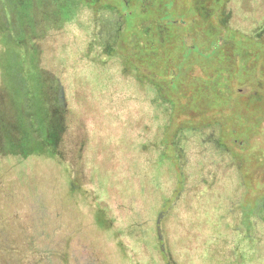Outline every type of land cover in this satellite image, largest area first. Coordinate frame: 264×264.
<instances>
[{"label":"rangeland","instance_id":"374dc122","mask_svg":"<svg viewBox=\"0 0 264 264\" xmlns=\"http://www.w3.org/2000/svg\"><path fill=\"white\" fill-rule=\"evenodd\" d=\"M12 1L17 7L13 6ZM12 1L8 8V2L0 0V25L8 32V41L15 48L14 61L9 64L8 70L10 68L13 79L18 82L25 114L35 125L34 134L46 142V147L52 153L56 152L62 157L53 158L50 154V159L44 153L36 160V166L24 174V180H13V170L3 168L0 178V264H71L72 258L75 264H165L162 260L157 261L155 250L129 238L125 220L126 215L134 209L148 211L158 199L152 192L168 196V189L172 186L171 189H176L174 196H177L181 189L178 178L181 177L182 168L185 175H189L187 183L190 184L189 188L185 184L184 189L190 192L185 199L182 197L181 201H177L176 210H170V217L167 216L161 223L163 234L166 238L171 237L177 254H181L182 249L196 251L206 226L214 224L209 215L216 208L214 204L224 207L222 218L227 217V221L229 213L239 218L238 223L254 221L256 226L251 233L255 232L261 241L259 245L264 244V222L258 219L264 218V210L257 209L258 205L264 206V44L260 49L250 44L239 49L232 63L230 61L235 75L224 84L219 77L220 83L214 92L211 90L214 104L206 107L197 105L194 111L189 112L176 111V108L189 103L191 95H197L199 84L211 86L217 74L225 76L223 72L228 67L226 59L220 61L218 56L200 57V62L194 53H190L187 60L184 58L185 49L194 44L193 38H197L198 45L204 42L201 36H204L207 28L198 21L202 11L194 8L193 0H81L84 13L69 21L55 11L60 8V3L65 4V0ZM19 3H23L22 9ZM206 5L210 6V3ZM175 9L177 13L172 19L175 28L167 36L166 42L156 44L157 58L150 54L149 59L143 60L139 55H134L138 52V45L132 43L129 37L137 32L135 26H140L148 18L152 19V26L160 25L159 22L165 26L169 17L160 18V12L173 15ZM101 18L110 20L113 25L120 24V28L125 30L120 34V42L114 44L115 50L129 57L128 60L142 62L139 65L141 70L128 71L129 81L125 87L119 84L118 77H115L114 85L109 83L105 68L96 69L93 74L75 69L67 73L57 64L59 60L53 57L61 56L60 59L68 64V56L79 51L74 47L79 48L82 40L98 41L99 38L102 43L109 40L104 30H108L106 26L109 24L101 20L97 25ZM18 19L20 26H17ZM18 38L22 39L17 41ZM2 43L0 56H3L4 50ZM211 43L212 39H208L200 50L204 51L206 46L211 48ZM24 44L33 47L36 44L47 49L46 58L43 56V61L34 67L19 65L26 52ZM72 44H75L74 47ZM219 44L224 45L225 41L222 39ZM98 49L100 51L101 47ZM35 51L40 53L39 49ZM233 52L235 54L236 51ZM106 57L101 55L99 60ZM79 58L81 56L75 60L71 55L75 64L82 65L85 60ZM128 60L126 58L124 61ZM126 64L130 66L129 62ZM117 70L116 75H119V68ZM60 72L67 75L62 78V83L63 80L67 81L66 90L59 89L56 84L58 81L55 77ZM112 73L115 74V71L112 70ZM6 74V70L1 68L0 118L12 125L14 110L13 104L9 103L11 95L8 99L5 89ZM80 76H83L81 80ZM149 78L155 82L163 81L162 93L175 101L174 115L165 136L152 123L151 117L149 119V116L143 115V111L151 107L146 96L151 86ZM171 78H174L172 88H167ZM84 79L91 82V88L95 91L88 89L89 104L92 106L89 109L86 101H75L70 97L75 101L74 105L81 106L75 108L81 117L74 119L78 126L72 131V118L70 115L64 116L68 130L62 135L59 128V122H62L60 110L52 115L50 106L63 107L58 101V91L64 90L67 94L71 91L76 96L86 94L80 83L89 86L83 83ZM136 80L144 84L140 86ZM180 88L187 89L188 97L179 94ZM113 89H116L115 94ZM137 90L143 92L146 104H140L137 100ZM110 93L113 95L110 96ZM45 94L48 98L46 104L41 106L47 113H43L45 120H42L36 109L34 112V107L38 106V102H45V97L41 100ZM239 115L240 119L237 117ZM148 119L151 126L145 130L143 126L148 125ZM41 121L45 122L44 127ZM186 125L196 129L193 128V135L188 137L190 143L185 153L177 159L172 151L171 136L179 127ZM87 126L90 133L81 147ZM78 146L82 149H78ZM157 149L165 154L160 167L155 165L158 161ZM99 150L104 156L102 159L98 155ZM139 155L144 156L141 160L145 162L143 171L146 168V173L152 169L156 171L151 183L145 179L142 184L136 183L139 177L135 176L137 172L134 174L131 164L134 165L136 158L140 159ZM143 171H139V174L143 175ZM190 173L198 174L196 181L190 178L194 176ZM71 185L76 186V193L72 195ZM191 191L196 193L191 194ZM236 203L239 204L236 211L228 210ZM153 209L152 215L157 208ZM219 218L220 214L217 215ZM38 224L48 226V229H43L44 236L49 234L48 239L37 234ZM139 226V223H133V234H140ZM35 245L38 246L36 250L49 247L48 251L53 254L51 261L30 252ZM251 245L252 242L246 241L242 249L248 250ZM173 258L177 260L176 256ZM185 264L198 262L193 260Z\"/></svg>","mask_w":264,"mask_h":264},{"label":"trees","instance_id":"16d2710c","mask_svg":"<svg viewBox=\"0 0 264 264\" xmlns=\"http://www.w3.org/2000/svg\"><path fill=\"white\" fill-rule=\"evenodd\" d=\"M193 1H194L193 2L194 8L196 10L202 11V13H200L201 19H199L198 21H201L203 25H207V28L204 30L203 33L204 36H201V38L204 41L202 43L204 44V46L202 44L198 45L197 38L196 37L193 38L192 41L194 44L190 45L189 48L185 49L184 58H186L187 60L188 55L190 53H194V56L196 54L195 57L196 59H199L200 62V57L213 58L215 56H218L217 58H219L220 61L224 58L226 59L228 67L224 69L223 73H226L225 76H223V74L222 75L217 74V78L216 79L213 78V80L215 79V82L213 81V84L211 86L209 84L205 86L204 84H199L197 87L199 91L197 95L196 96L195 94L191 95L189 99V103H187L186 106L181 105V107L176 108V111L180 110L182 112L194 111L197 105L206 107L211 105L212 103L214 104L213 101L214 96L211 95V90L212 92H214L216 85L220 83L218 80L219 77L221 83L224 84L228 80L232 79L233 74L235 75L234 72L235 70L234 71L232 70L231 63L233 61V57H235V55H238L239 49L242 47L244 48L246 44H250L257 49H260L262 48V44H264V0H193ZM208 2L210 3V6L206 5V3L208 4ZM65 4L60 3V8L55 11H57L59 15L61 16L63 15V17H65L68 21L72 19L73 20L77 19L82 16V13H84L83 6H81L82 5L81 0H65ZM174 12L175 14L173 15L169 13L165 14L160 12V18L162 17L163 19L169 17V22L165 23V26H161V22H159L160 25L152 26L153 21L152 19L149 18L143 21V23L141 22L140 26H135L137 32H133L132 36L129 37V40L132 41V43L138 45V52L135 53L134 55H139L143 60L144 58L149 59L150 54L153 57L157 58L156 44H162L166 42L167 36L171 34V31H173V29L175 28L174 24L172 23L173 21L172 19L177 13L176 9L174 10ZM101 20L102 18L98 20L97 25H100ZM103 21L109 24V26H106L108 30L105 29L103 26L104 30L107 32L109 40L102 43L99 38L98 41L97 40L90 41L85 39L81 41L83 42V44H81L79 48H75L74 47L75 44H72L74 49H78L79 51L70 53V55L68 56L69 58L68 64L65 63L64 60L60 59L61 56H56V55L54 56L53 54L52 55L55 59L59 60L60 63L57 64L60 65L63 69H65L67 73L70 71V69H75L80 72L90 71L93 74V72L96 69L102 67L103 69L105 68V71H107L105 73L108 76L109 83L113 84V82L115 81V77H118L120 81L119 84L125 87V85H127V82L129 81L128 71L141 70V66L139 65H142V62H135V60H128L129 57L121 53H118L115 50V47L113 46L116 42H120L119 39L120 34H123L125 30L120 28V24L113 25L109 22L110 20H106L105 18L102 20V22ZM146 22H150V24L144 25V23ZM22 38H18L17 41ZM208 39L210 40L212 39L211 48L206 46L204 51L200 50L201 47H205L206 45L205 43L208 42ZM222 39L225 41L224 45L219 44ZM8 40H10L8 32L6 31L4 26L0 25V42L1 43L3 42L2 44L4 46L3 47L4 50L2 52L3 56H0V69L4 68L7 72V74L5 75V78H7L5 89L7 90L8 93V99L9 96L11 95V102L9 101L8 102L11 105L13 104L12 108L14 110V114H12V121L14 123L12 125L10 123L8 125L6 119L2 120L0 118V178L1 175H3V168L9 167L14 172L13 180L18 181V180H24V174L29 170H31V168L33 169L34 166H36L35 165L36 160L44 153L48 155V157L50 156V154H52L53 158L54 157L61 158L62 156L60 154H57L56 152L52 153L46 147V142L44 143V141H42V139H40L39 136L34 134L33 130L35 125L30 120V117L26 116L25 114L26 111L24 110L22 105L23 100L19 90L18 82L16 79H13L14 78L12 76L13 73L11 72L10 68L8 70L9 64H11L14 61L13 56L15 51L14 46L10 45ZM36 46L37 49H39L40 51V53L38 54L35 51L37 50L35 49ZM100 47L101 50L99 51L98 48ZM23 48L26 50V52L24 58L20 59L19 61V65L21 64L23 67L26 66L34 67L35 64H39L43 61V56L45 57V55H47V49L40 47V45L35 44L33 47L31 45L24 44ZM233 50L236 51L235 54ZM71 55L75 60L76 57L81 56V58L79 59L80 60L84 59L85 60L84 63H82V65L75 64V60H71ZM101 55L104 56L106 55L109 58L106 57L107 59L103 58L99 60V57ZM126 58L128 60L127 62L130 63V66L126 64L127 62L124 61ZM117 68H119V75H116L118 72ZM112 70L115 71V74L112 73ZM66 76L67 75H64L62 72L56 75L55 77L56 82L58 81L56 84L59 89L60 88H65V90L67 89V85H66L67 81L63 80L62 83V78H65ZM82 77L83 76H80L79 80H81ZM130 77L133 76L131 75ZM177 77L178 76L174 78ZM173 79L171 78L168 81L167 88H172ZM83 81H84L83 83L89 85V86H85L80 81L81 88L85 91L86 94H81V96L80 94H78L76 96L75 94H73L74 92L71 93V91L68 94L66 92L64 93L63 92L64 90L58 91V95H59L58 101L63 105V107L57 108V106H50L49 111L50 113L52 111V115L53 114L55 115L54 112L56 110L58 109L60 110V119L62 122L61 123L59 122L60 125L59 128L62 135L66 132V130H68L67 124L64 123V116L70 115V117L72 118L74 122L72 131L76 126H78V124H75L76 120L74 119L81 116L76 113L75 108L76 106L77 108L78 106L79 107L81 106L78 104L74 105L73 103L76 100H81L82 102L86 101L87 103L85 104H89V101H91L88 97V89L90 92L94 91L91 88V82L89 81L86 82V79H84ZM136 81L140 86L144 84L143 81L140 80H136ZM149 82H151V86L149 87V92L148 94H146V96L147 98H149L151 107L147 108L146 111H143V115L146 114L147 117L149 116V119L151 117L152 123L156 124L157 128L163 131L162 133L163 136H165L166 128L171 123L172 116L174 115L173 111L175 109L174 108L175 101L166 98L164 93H162V90L164 88L163 81H162L163 85L161 82L159 81L155 82L153 79L150 78H149ZM8 88L10 89V93ZM186 90L187 89L180 88L178 92L182 96L188 97L187 96L188 93ZM115 91L116 89H113L114 94ZM136 94H137V100H139L140 104H146L143 99V92L137 90ZM111 95H113V93H110V96ZM46 96L47 94L41 97V100L42 98L45 97L43 99V101H45L44 103L38 102V106L34 107V112L36 109V112L38 111V114L41 115L40 117L42 118V120H45L43 113L46 112V110L41 106V104H46L47 101L46 99L48 98ZM70 97L73 98L75 101L71 100ZM132 102L135 101L133 100ZM253 102H255V97L253 99ZM65 103H68L66 104L67 107ZM91 106L92 104L88 105L89 109L91 108ZM84 108L87 109L86 106H84ZM237 117L238 119H240V115ZM86 119L89 121L92 120L91 118H86ZM149 119H148V125L143 126L145 130H147V128L150 129L151 123ZM164 122H167L168 124H165ZM41 123L44 127L45 122L41 121ZM207 126L210 127L209 124ZM128 127L130 129V124ZM193 128L196 129L195 127H191V125L181 126L176 131H174L173 135L171 136L172 138L171 143L173 146L172 151L177 159H180V156L183 153H185L184 150L187 144L190 143L188 137H190V135H193L194 132ZM129 129L128 132L130 131ZM89 133H90L89 126H87L84 132L83 145H80L81 147H83L84 144L86 143ZM156 134L160 136L159 133ZM154 136L156 135L154 134ZM62 142L64 143V139L62 140ZM81 147H79L78 149H82ZM143 148H145V146H143ZM155 151L157 155L156 158H158L157 164L155 163V165L157 167H160L165 159V154L164 151H160V149H157ZM179 151H181L180 154ZM98 152L100 153L98 154L100 159H102L104 156L101 155V150H99ZM137 154L138 152L136 151V157H138ZM116 155L117 156L119 155L118 147L116 149ZM139 158L140 159L136 158V160L133 161L134 165L131 164L134 170V174L135 172H137L135 176L138 175L137 177H139V179L137 178L136 183H138V185L139 183L142 184V180L144 179L150 183L153 182L155 179L154 175L156 171L150 169L151 171L146 173L145 170L147 168L143 171L142 167L145 165V162L141 160L144 159V156L139 155ZM173 163H175V161ZM183 170L184 168H182V172H180L181 177L178 178L180 182L179 185H181V189L178 191L177 196H174L176 194V189L175 188L171 189L172 186L168 189L169 190L168 196H164L162 193L160 195L157 194L156 192L155 193L152 192V195L157 196L158 199L154 201L153 205H150V208L148 209L147 212L145 210L139 211L138 209L136 210L134 209L130 212V214L126 215L125 223H126V227L129 229L128 231L129 233L127 234L129 235V238L134 240L137 244L140 243L146 244L148 247L155 250L156 253L155 257L157 261L162 260L165 264H182V263L185 264L193 260H196L198 264H264V244L259 245V242L261 241L257 238L255 232L251 233V231L254 229V226H256V223L254 221L246 222V224L244 222L238 223L239 218L238 219L234 218L232 213H229L230 215L227 221V217H226L227 212L225 216L226 218H222V209L224 207L221 204H214L216 205V208H214V210L212 211L216 215H214L213 213L209 214L210 218L214 221V224L206 226V231L204 229L205 231L204 236L203 238H200V240L198 241L196 251H191V250L185 251V249H182V251H180L181 254H177L174 251L171 237L170 236L169 238L165 237V235L162 232L161 223L163 219L167 218L168 212H170V210H172L173 208L174 210H176L178 206L177 201L178 200L181 201L182 197L185 199L186 196H188V193L190 192L189 189H187V191L184 189L185 184L187 187L190 184L187 183L189 181V175L188 174L185 175V172ZM139 171H143L144 174L140 175ZM191 174L194 173H190V175ZM197 175L196 174H194V176L191 175L190 178L196 181ZM195 181L193 182V184L195 183ZM131 187L135 188L134 186ZM75 188L76 186H72V185L70 186L71 195L76 193ZM141 189L142 188H140V191ZM195 193L196 192L191 191V194H195ZM175 199H176V206L174 205ZM197 199H201V198H197ZM236 205L238 206L239 204L236 203L235 206H233L228 210L235 209L236 211L237 210ZM154 207L157 209L155 214L152 215L151 213L154 211L153 209ZM257 209L264 210V206L258 205ZM253 213H255V211ZM218 214H220L221 217L219 219H217ZM234 216H235V212H234ZM237 217L239 216L237 215ZM258 219L264 222V218L262 219L258 218ZM234 220H236L237 223L234 222ZM133 223L140 224V226L138 227L139 230L138 233L140 234H133ZM38 225L39 226L36 231L37 234H39V236L42 238L44 237V239H48L49 234H46L44 236V231L48 229V226L45 224L44 225L38 224ZM246 241H249L250 243L252 242V245L248 250L246 249L243 250L242 244ZM36 248H38L37 245H35L30 252H32L33 254L37 253L38 257H42L45 258V260L47 261H51L50 257L52 253L48 251L49 247H46L44 250H39V249L36 250ZM174 256L177 257V260H174L173 258ZM124 260L126 261V259ZM53 263L55 264V262ZM67 263H69L68 260ZM70 263L75 264L73 258L70 260ZM118 264L120 263L118 262Z\"/></svg>","mask_w":264,"mask_h":264},{"label":"flooded vegetation","instance_id":"af4514ba","mask_svg":"<svg viewBox=\"0 0 264 264\" xmlns=\"http://www.w3.org/2000/svg\"><path fill=\"white\" fill-rule=\"evenodd\" d=\"M11 1H12V0H11ZM11 1H10V0H6V3L8 2V4H9L8 8H10ZM12 3H13V6H14L15 4H14L13 1H12ZM18 5H19V7L22 9V5H23V3H22V4L19 3ZM14 7H17V6H14ZM20 13H21V11H20ZM17 26H20V20H19V19L17 20Z\"/></svg>","mask_w":264,"mask_h":264}]
</instances>
